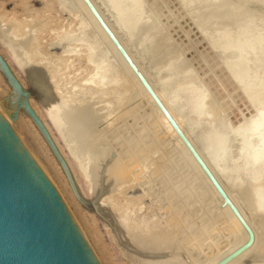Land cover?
Segmentation results:
<instances>
[{"label":"rangeland","instance_id":"1","mask_svg":"<svg viewBox=\"0 0 264 264\" xmlns=\"http://www.w3.org/2000/svg\"><path fill=\"white\" fill-rule=\"evenodd\" d=\"M182 1L185 3L188 0H185V1L184 0H180V1L178 0H170V1L169 0H136L139 6V9L141 10L140 18L142 21L140 22V24L136 26V31L138 30L139 26L142 24L140 29L141 30L143 29L142 30L143 32H140V37L139 35L136 36L135 38L136 41H134L136 42L135 43L136 45L134 44V42L133 44L139 51L138 48H140L139 46H142L141 43L142 44L147 43L145 45L143 44L142 46L144 48L146 46L148 47L146 49H143L144 53L143 52L141 53L142 55L144 54V56H141V57L143 60H145V66H146L145 68H147L149 73L151 71L153 73L156 71L155 74H157L159 69L160 70L162 69L160 67L164 68L170 62L172 63V60H174L173 61L175 63L174 67L176 68V66L177 67L179 66L178 68H176L177 70L178 69L184 70V71L186 70L192 75L191 83L197 86L198 89H201L205 93V95L207 96V100L209 99L210 105L211 106L213 105L212 106L213 109L215 107V109L217 110L216 111L214 109L215 113L217 112L216 117L213 116L211 118L209 117L206 120L205 119L203 120V122L205 123V128H204L205 131H203L204 133L202 132L199 135L200 137L202 136L201 138L200 137L199 138L201 140V143H203V148H204L203 152L204 154H207L209 150L213 148V145L215 144L214 147L217 148L216 149L217 154L215 158H216V162L218 163V165L222 169L224 168L223 170L227 172L232 171L230 173L235 174V177L238 179L240 178L239 179L240 181L242 179V181H246V183H249L247 188L244 187L243 190L246 193H248L247 196H251L253 192V191L251 192V190L254 188L253 185L256 184V179L259 180V178L255 176H251L253 175L252 173H250V176H248L249 175L247 173L248 165L245 166V164H247L246 159L255 152H261L263 148L259 142L252 140L250 141L245 151H240L241 147L239 143V137L235 136L234 132H236L242 126L243 122L253 119V117L256 114H258V112H261L262 114H264V100H263L264 95L262 96L261 99H258L256 104H254L252 107L250 101L247 102V100H249V98L252 99V96L253 95L255 96V93L252 91L249 92L250 90L248 91V89L245 88V86H248V85L247 84L245 85L243 81H241L242 78L239 77L240 79H238V77H236L235 75L233 76L232 73H230L231 71L227 72V70L228 69L230 70L229 64H238L236 63L235 60L230 61L229 59L233 57L232 55L234 54V52H236L235 49H237V47L242 48V46H244V42H242L243 43L242 45L240 39H242V41L245 39V38L243 39V37L246 36V33H249V28L250 30L252 29V31L254 30L256 32L260 31L259 37L264 46V32L262 33L261 31L264 28V0H216V1L207 0L210 3L207 2L206 0L204 1L199 0V3L200 1H203L201 3L204 5V8H201V7L199 8L200 5L201 6L203 5L198 4V1H195V0L193 1L190 0L186 2L185 3L186 5L184 3L180 4ZM214 1L215 3H217V5H215ZM177 2H180V3H177ZM218 2L219 3L222 2L223 6L220 3L222 8L219 7L220 4ZM207 3H209L208 4L209 6L206 7V9L208 10V12L210 11L209 13H212V17H210L211 14L209 16V13H207L208 15L207 17H205V19L206 18L208 20L210 18L211 19L209 20L210 22L207 21L206 19L208 23L204 24L203 23L204 19L202 18L203 17L202 15H206L204 11H206L205 6H207L206 5ZM44 4L45 2L43 0H40V1L38 0H0V18L2 19V20L0 19V32H3V31L5 32L6 29H8L6 31H11L12 27L13 29L17 28L18 30L17 33L19 37L20 35L23 36L22 38L20 37L18 39H21L24 42L28 41L26 37L29 38L30 36L32 37L34 35L37 36L38 38L40 37L39 39H41L40 41L42 43V46L40 48L41 58L43 59L42 63L49 65L48 67L51 70L54 69L58 73L57 77L60 78L62 81V82L60 81V83L64 84L65 88L69 90L71 86L78 85L82 79L86 78L89 75L90 69H88L85 66L83 61L79 63L78 62L72 63L68 61L67 63L68 67L66 69L63 68L64 63L62 61H60L59 59L57 61V58L59 56H64L62 54V48L65 49L66 43H63V42L65 40H68V33H70L69 29L70 28L73 29V25L68 26L69 21L67 19V16L64 15L65 13L63 14L59 12L60 10H59L58 4L55 5V7L53 6L51 7V5L47 6ZM60 9H61V6H60ZM106 10L108 14H111L110 16L115 20L116 19L115 18L116 15L114 14L115 10H114V13H111L113 10H111V12L108 11L110 10L109 8L108 9L106 8ZM189 10L190 12H188ZM200 10L201 11L203 10V11L201 12ZM213 10L214 12H212ZM203 12L205 14H203ZM217 12L218 14L220 13V15L223 14L225 19L226 17H230V18H227L226 20L222 19L223 16L218 15ZM230 13H234L233 14L234 17L230 15ZM213 14L214 15L217 14V16L219 17H217L216 15L214 16ZM235 17L238 18L236 19V21L240 20L239 22L237 21L239 26L241 24L240 22H242V25L244 27L242 29V35L238 34V32L241 31L242 25L240 27L237 26L238 24L235 23L234 21ZM193 18L194 19L197 18V20L196 19L194 20ZM198 18L200 19L202 18L203 20L201 19L202 21H199L200 19L198 20ZM232 18H234L233 19L234 23L233 22L232 23L235 26L229 24V21L230 19L232 20ZM146 20H147V23H146ZM216 21H219V22L217 23ZM225 21L228 22L229 26L227 23H224ZM200 22H202V24ZM247 23L250 27H248ZM147 24H148V27L144 29V25H147ZM195 24L198 25L197 29L199 30V32L196 29ZM199 24H201L202 26L201 25L199 26ZM203 24L205 26H203ZM236 26L239 27L240 30ZM228 27L229 28L232 27L231 29L235 27L236 28L233 30H230ZM246 28L248 29L246 30ZM227 29L229 30V32ZM237 29H238V32H237L238 35H236V33L234 32V30L237 31ZM209 30L213 31L211 32V34L214 33L215 37L217 36V34L219 36L221 35V39L219 36H217V38H213L214 36L212 37V35L211 37L208 36V34L210 35ZM204 31L205 32L208 31V33L205 34ZM230 31L231 32L233 31V33L231 34ZM244 31L246 33H243ZM200 33H203V34L201 35ZM234 33L236 36L240 38L237 39L235 38L236 36L233 37ZM157 34H159L161 38L160 37L158 38ZM228 34H230L231 36ZM27 35H30V36H27ZM62 35L63 36L66 35L64 36L65 39L64 37H60ZM141 35L146 40L148 39L149 40L144 42L145 39L143 40V38H141ZM150 35H152V37ZM200 35L202 37H200ZM154 36H155V39H154ZM222 36H226L227 39H230V41H228L226 38L224 40L225 43L226 42H229V43L227 44L223 43L222 38L224 39V37ZM138 37L141 38L140 39L141 41L138 39ZM208 37H210V39H208ZM230 37H233L234 39ZM150 38L154 39L152 40V42H154L155 40L156 41L152 43ZM231 39L234 41L235 45L234 44L232 45L233 42ZM56 40L61 44V46L55 45ZM209 40L210 41L212 40V41L210 42ZM237 40H240L239 44L241 43L240 45L242 46L237 44ZM209 42L212 43L214 46L212 44L211 46ZM220 44L221 45L223 44V46L225 44V46L227 47V48L225 47L226 50L228 49L227 45L229 44H231V46L235 48L232 47V49H230L231 47L230 46L229 47L230 50L225 51L224 47L221 46ZM236 44H237V47H236ZM46 45L48 46L47 48H45ZM208 46L210 47L208 48ZM215 46L217 48L220 47L221 51L219 50V48L218 49L215 48ZM237 50H239V48ZM221 52L222 54H220ZM231 52H233L232 55H231ZM54 58L56 60H54ZM232 62H235V63H232ZM108 63L112 64L111 61H108ZM115 64H117L118 68L121 70L120 63L119 62L117 63L115 61ZM158 66H160L159 69H158ZM154 69L156 70L154 71ZM241 71H243L246 77H248L246 73L247 67L245 66V64H241ZM152 72L151 74H153ZM164 73L165 72H160L158 73V75L160 77H163ZM228 73H230L231 75ZM155 74L153 75H154V78L156 79ZM235 74H238V73H235ZM158 75H156L157 78H158ZM235 79L237 80V82ZM232 80H233V83H232ZM238 80L239 82L241 81V84H244L245 86L244 85L242 86L240 83H238ZM24 83H26V81ZM125 88L127 90L129 89L128 90L129 92L127 95H125V99L122 104L123 107H121V109L118 110L119 113L117 112V114H120V117L118 118L119 115H116L117 117L115 116L116 119H114L115 120L114 123L111 124L112 126L110 124L109 126H107V122L105 123V121L107 120L105 121L102 120L108 117L107 109H111V105H112V100H110L111 98H105L103 99V101H100L101 103L97 102L95 98L91 100V102H89L90 101L89 100L87 101V104L90 103L91 105H89V107L88 106L85 107V112L83 110L84 121H88V122L91 121L90 122L91 125H89L90 123L86 122L89 125V128L92 126H95L94 128H90V131L93 130L92 131L93 133H97L95 134L97 135L96 141L100 142L99 148L97 149V154L95 152L96 156L99 157L100 154L103 153L102 151L103 149H104V152L110 155L106 157L107 156L106 153L102 154V155L105 154L106 156L104 155V157H106L107 159L105 158L103 161H101V163L105 162L106 164L104 163L105 165L99 166L102 168L101 170L102 172H100V174L106 171L105 174L107 175L109 174L110 175L109 178L111 177L110 179L109 178L107 179L108 181H106V179H103V178L100 180L98 177L97 178L95 177V173H94L91 180L95 182L96 181L95 178H96L97 182L99 181L98 182L99 184L95 183V187H94L96 188V190L97 188L99 190L96 191L97 193L95 192L96 196L93 199H91L92 202L89 200H82V198L80 199V201L83 202L85 206H82L81 203H78L75 197H74L75 200L73 201L72 199H70L71 197L69 196V194H64L63 185L59 182V178L57 174L55 173V169L50 164L51 162L49 161V153L46 151L45 147L42 146L41 141L39 140L37 135L33 132L31 126L28 123L26 124L21 123V120L19 119L15 123H11L10 126L13 131L16 130L18 134L20 133V136L23 139L24 143L25 144L27 143L26 146L30 149V151L33 152L34 155L36 153L35 156L36 158L38 157L37 160L39 161V163L43 165V168L50 175L52 181L57 185V187L61 190V192H63L66 198V201L69 203L68 206L70 210L72 211L76 221L79 223L80 228L83 230L84 235L86 236L85 240L86 239L88 240L86 242H88V245L92 247L91 249H93L94 251L93 254L95 253L96 256L99 258L100 262L97 260L99 264H215L222 257L226 256L231 251H233L234 249L242 245L243 242H245L243 240H246V235L244 234L243 231H241L242 229L240 226H239L240 228L236 227L237 228L236 229L235 225L231 223L230 221L231 215L229 216V214L231 213H229V211L226 210L227 209L226 207L224 208L227 211L225 213L223 208L216 206L215 203H217V205L218 204L221 205L222 203L221 199L219 200V197L214 198L215 201L211 199L212 197H210L209 193H207V190H205L207 188H204L206 186L203 185L204 183L202 179H200L196 175V173L193 172L194 170L190 165H185L186 162L184 164L183 162L184 158L178 153V150L175 148V146L173 145V142L168 138V136L162 131L159 132L158 134V131H157L158 129L155 124L154 115L151 114V117L147 118V122L151 124L150 126H152L151 127L152 130L150 126H148L149 124H147L149 128L146 126L149 131L140 127L141 126L140 124L142 123L146 124L145 120L147 116H145V114L147 115L148 108L147 109L144 108L147 106L145 105L144 100H142V97H140V95L136 93L139 89L135 87V85L132 88H129V86H125ZM23 89L29 93V98H28L30 102L29 105L31 104L36 110H38V108L40 107V104H39L40 98L37 92L34 91L32 87H29V85L27 86L25 85ZM122 90L123 89L121 88V92ZM8 94H9V88L5 84V81L0 77V98H5L6 96H8ZM244 94L245 95L247 94V95L245 96ZM245 97L248 99H245ZM179 99L177 101L178 104L183 102V100L180 99L182 101L181 102L179 101ZM108 103H111V105ZM139 104H141V106ZM133 107H135L136 109L137 108L139 109H137L136 111V109L133 110L134 109ZM3 108H6V106H3ZM95 108L96 110L97 108H99L98 109L99 111L97 112V114H95L96 113ZM138 111L140 112L138 113ZM103 116H105V118ZM130 116L131 117L133 116L134 118L136 117L135 118L136 120H134L133 117L130 118ZM123 117H124V120H123ZM127 117L130 120H128ZM142 117L143 118L145 117V119H143ZM85 118H87V120H85ZM205 121L208 123H206ZM125 124H128L129 126ZM126 127L129 128L130 131H128ZM139 127L141 128L140 130H143L142 132L139 131ZM146 131H148L149 133L154 132V131L156 132L155 134L153 133L154 135L152 137H150L152 134H149ZM208 132L209 134L210 133L211 134L209 135ZM134 134L137 135V139L140 136L141 142L142 140H144L145 142L143 141L142 143H138L139 140L135 141L136 138L134 136L136 135ZM205 134H207V136ZM143 136L146 139L148 137V140L143 138ZM131 137L133 141L132 139H130ZM103 138L106 140H104ZM153 138L155 139L158 138L157 139L158 142L156 143V140L154 139L155 142L153 140L154 143H152L151 139ZM119 139L123 143H120V141H118ZM221 139L224 143L223 148L220 147V143H219V140ZM206 140L208 141L206 142ZM134 141L137 142L139 146ZM148 141L149 143H147ZM106 142L107 144L105 145ZM131 142H134V143L132 144ZM130 144H132L133 146L136 144V146L138 147L137 148L135 146L133 147ZM149 144L155 145V146L152 147ZM144 145H147L148 152L147 150L144 151L145 149ZM108 146H110V148ZM132 147L136 149L140 147L142 151V153H140L139 149L138 150L134 149V152L135 150L136 152L139 151L137 154L136 152L134 153L135 157L137 158V161L134 155H132L133 154L131 151L133 150ZM105 149H107V151H105ZM162 149H164L163 151H165L166 155L162 154ZM109 150L110 152H108ZM129 152L132 153L131 156L134 157V161L136 162H133V160H131L133 158L130 156ZM126 153L127 155L129 154L130 157L127 156ZM109 160L111 161V164L108 163L110 162ZM248 160L249 159H247V161ZM112 162H114L113 164H114V170H115L113 174H112L113 168L111 169V171L109 169L110 167L109 165L111 166L113 165ZM115 167H117L119 170ZM244 171L247 175L244 173ZM115 173L119 175H115ZM113 175L117 176L118 178L117 182L120 179V181L122 182L124 180V183L122 184L121 182L122 185L119 186L120 183L116 182V177ZM129 175H130V178L128 177ZM235 177H233V179H236ZM126 178L128 179V181ZM131 178L133 179V181L131 180ZM111 179H113V181L115 180L114 181L115 184H113V181ZM125 179L127 182L125 181ZM195 179L197 180L199 179V180L197 181ZM103 180L106 181V185L105 183L102 184ZM200 180L202 183L200 182ZM237 180H236V183H237ZM102 185L103 186L105 185V186L103 187ZM108 188L111 191L112 190H115V191H112V193L110 191V193H108L109 191ZM111 188H114V189H111ZM107 193L108 195L110 194L109 196L113 197V201L117 207H119L120 209H124L128 212V215L132 220L139 221L142 219L143 221H152L155 223L154 226L156 228L153 226L154 227L153 231L149 230L147 232V236L145 237L147 241L145 240L144 244L146 245L148 250H146L144 255L139 254V253H134V255L137 256V257H134V256H131L132 253L128 254V252H131V251L126 249L125 247L123 248L122 247L119 248V246L116 247L117 244L116 242H114V238L116 239V237H113L115 236V234L112 231L113 229V226L111 223L112 221L109 220L107 216H104L105 219H102L103 217L102 214H101L102 217L101 216L99 217L100 214L99 215L97 214L98 215V218H97L96 212H95L96 210L91 211L92 209L89 210L91 206L89 207V205H86L90 203L93 204L94 200H96L95 198H98V197L100 198L102 194H105L107 197ZM67 210L70 214L69 209ZM227 213L228 215H226ZM222 214L223 215L225 214V215L223 216ZM252 214L250 213L249 215L251 216ZM253 215L251 216L252 218L250 217L248 218V219H251L252 221L246 220V222L248 221L247 224L249 225V221H250L251 224L249 225V227L251 228L252 231L255 229L257 232L261 228L260 229L261 232L259 231L260 232L259 234H262L263 236L264 235L263 233L264 220L262 221L260 218L258 219L257 216H253ZM222 217L223 218L229 217L228 220L230 222L226 220L227 218L226 219L224 218L225 220L222 223L221 222L223 219ZM258 221H260V224L258 223ZM104 222L111 223L110 224L111 226L109 224L107 225L105 224V225L106 226L109 225L112 229L108 226L107 228L109 229L107 230L106 226L105 227L103 226ZM229 223L233 226L232 227L229 226ZM253 223L255 224L254 225L255 227L253 226ZM158 226L160 230L159 229L157 230ZM256 226L258 230L256 229ZM258 226H260V228ZM103 228H106V230H103ZM232 229L234 230L236 229L237 233L239 231L238 229H241L240 230L241 235L239 233L236 234V231L233 232L234 230L231 231ZM202 230L204 234L208 233V238L203 237L204 234ZM150 231H152V233ZM110 232H113L114 235L112 233L110 234ZM228 232L229 233L233 232L234 234L233 233L229 234ZM256 232L254 233V235L258 237L259 240L258 239L255 240L254 238L255 241L251 246L253 250L250 247L251 250L248 249L247 251L242 253L240 256H238L239 258L234 259V262L231 261L228 264H244V263L245 264H264V236L260 237V235L258 236L257 235L258 233L256 234ZM148 233L151 235L149 236ZM145 238L143 237L140 239H145ZM96 239L99 242L96 241ZM151 239H154V240L152 241ZM193 245L195 246L192 247ZM177 248H179L178 251H177ZM128 255L131 258H129Z\"/></svg>","mask_w":264,"mask_h":264},{"label":"bare ground","instance_id":"2","mask_svg":"<svg viewBox=\"0 0 264 264\" xmlns=\"http://www.w3.org/2000/svg\"><path fill=\"white\" fill-rule=\"evenodd\" d=\"M38 1H40V0H38ZM43 1L45 2L44 5H47V6L51 5V7L52 6L55 7V5L58 4L59 5V10H60L59 12H61L63 14L65 13L64 15L67 16V19L69 21L68 26L73 25V29H71V28L69 29L70 33H68V40H65L64 42L62 41L63 43H66V45L64 44L65 45V49H63L61 47L62 48V54L64 56H59V57L57 56L58 57L57 61L59 59L60 61H62L64 63V67H63L64 69H66L68 67V65H67L68 61H70L72 63L73 62H78L79 63V62L83 61L85 66L88 69H90L89 75L86 78L82 79L79 82L78 85L71 86L70 89L67 90L65 88V85L60 83L61 79L57 77L58 73L54 69L51 70L48 67L49 65H47L45 63H42L43 59L41 58V49H40L41 46H42V43L40 41L41 39H39L40 37L38 38L35 35L31 37L30 35H27V36H30L29 37L30 39L28 37H26L28 41L24 42L21 39H18L20 37L22 38L23 36L20 35V37H19V35L17 33V31H18L17 28L13 29L12 26H11L12 27L11 31H6V30H8V29H6L5 32L4 31L0 32V34L2 33L0 35V56L2 57V59L4 60V62L8 66V68L10 69L12 75L20 83L22 88H24L25 85L26 86L29 85V87H32V89H34V91L37 92V94H38V96L40 98V101H39L40 102L39 103L40 107L38 108V110H36L31 104H30V107L33 110V112L35 113L36 117L42 123L43 127L45 128V130L47 131L48 135L50 136L54 146L56 147L60 157L62 158V160L66 164V167H67V169L69 171V174H70V177L72 179L74 188L76 190L77 196L79 195L80 198L79 197L76 198V196L72 192V190H71V188H70V186L68 184V181H67V179H66V177L64 175V172L62 171V168L57 163V161L54 159V157L51 154L50 150L48 149L46 143L42 139L40 133L34 127L32 122L28 118V116L23 111H21L19 116H18V119L21 120V123H23V124L28 123L31 126L33 132L37 135V137L41 141L42 146L45 147L46 151L49 153V161L51 162L50 164L54 167L55 173L57 174V176L59 178V182L63 185L64 194H69V196L71 197L70 199H72L74 201L75 198H76L78 203H81L82 206H85L84 203L80 201V199L82 198V200L91 201V199H93L96 196V193H97L96 191L99 190L98 188H97V190H96V188H94L95 187V183L99 182V181L97 182L96 178L98 177L100 180L103 178V179H106V181H108L107 179L110 176L109 174L108 175L105 174L106 171H104L103 173L100 174V172H102L101 171L102 168L99 167V166H102V165L106 164L105 162H104L105 164L101 163V161H103L106 157H108L110 155H108L106 152H104V149L103 150L101 149L103 151V153H106L107 156L104 154L106 156V157H104V155H102L103 153H101V152H100L101 154H100L99 157L96 156L97 149L99 148V143L100 142L96 141V136L97 135H95V134H97V133H93L92 132L93 130L90 131V128H94L95 126H92V127L89 128V125H91V123H90L91 121L90 122L84 121V118H83V116H84L83 114L85 112V107H87V106L89 107V105H91L90 103L87 104V101L90 100L89 102H91V100H93L95 98V100L97 102H100V101H103V99H105V98H111L110 100H112V105H111V103H108V104L111 105V109H107V112H108L107 116L108 117L105 118V116H103L105 119L101 118L103 121L107 120V121H105V123L107 122V126H109V124L111 125V124L114 123V121H115L114 119H116L115 118L116 115H119L118 118L120 117V114H117V112L119 113L118 110L121 109V107H123L122 104H123V101L125 99V95H127L128 92H129L128 91L129 89L127 90L125 88V86H129V88H132L135 85V87H137L139 89L138 91L136 90L137 91L136 93L139 94L140 97H142V100H144L145 105L147 106V107H144V108L145 109L148 108L147 109V111H148L147 115L144 112L145 116H147L146 120H145L146 124H143L142 121H141L142 124H140L141 125L140 127L143 128V129L148 130V128H149L148 126H150L151 124H149L147 122V118L151 117V114L154 115L155 124H156V127L158 129L157 130L158 134H159V132L162 131L163 133H165L168 136V138L173 142V145L175 146V148L178 150V153L184 158V160H183L184 164L186 162L185 165H190L193 168V170H194L193 172H195L196 175L200 179H202V181L204 183L203 185L206 186L204 188H207L205 190H207V193H209L210 197H212L211 199L214 200V198H218L219 196L217 195L215 190L212 188V186L210 185V183L208 182L206 177L203 175V173L201 172L199 167L196 165V163L195 162L193 163L194 160L189 155L188 151L184 148V146L182 145V143L180 142V140L176 136L175 132L172 130V128L170 127L168 122L165 120V118L162 116V114L155 107V105L153 104V102L150 99V97L145 93V91L139 85L138 81L135 79V77L133 76L131 71L128 69V67L126 66V64L124 63V61L122 60V58L120 57L118 52L116 51V49L113 47L111 42L108 40L106 35L103 33V31L101 30L99 25L96 23V21L93 19L91 14L88 12V10L86 9V7L82 3V1L81 0H43ZM90 1L94 5L96 10L98 11L100 16L103 18L105 23L108 25V27L110 28V30L112 31L114 36L120 42V44L122 45V47L124 48V50L126 51L128 56L130 57V59L136 65V67L138 68L139 72L144 76V78L146 79V81L148 82V84L150 85V87L152 88V90L154 91V93L156 94L158 99L160 100V102L163 104V106L168 111L170 116L173 118V120L176 122L178 127L184 133L186 138L190 141V143L192 144L194 149L197 151V153L200 155V157L202 158V160L204 161V163L206 164L208 169L211 171V173L214 175V177L216 178L218 183L221 185L222 189L225 191V193L228 196V198L230 199V201L237 208V210L239 211L240 215L243 217L245 222H246V220H251V219H248V218L249 217L252 218L251 216L253 214H254L253 216H257L258 219L260 218L263 221L264 220V114H262L261 112H258V114H256L253 117V119L243 122L242 126L236 132H234L235 136L239 137V143H240V147H241L240 151H245L247 149L250 141H252V140H255V141L259 142L260 145L263 148V150L261 152H255L252 155H250L247 158L249 160L247 161V159H246L247 164H245L246 162L244 163L245 166L248 165V167H247L248 169L246 168L248 170V171L246 170L247 173L249 174L248 176H250V173H252L253 175H251V176H255V177L259 178V180L256 179V184L253 185L254 188L251 190V192L253 191L252 195L250 194L252 196L251 197V196H247L248 193H246L243 190L244 187L247 188L249 183H246V181H242V179L240 181L239 180L240 178L238 179V178L235 177V174L230 173L232 171H228L227 172V171L223 170L224 168L222 169L218 165V163L216 162V158H215L216 154H217V151H216L217 148L214 147L215 144L213 145V148H211V149L209 148L210 150L207 149V150H209V152L207 154H204V152H203V149H204L203 148V143H201V140H200V138L202 136L201 137L199 136L203 131H205L204 130L205 123L203 122V120L204 119L206 120L207 118H209V117L211 118L213 116L216 117L217 112L215 113V111H214L215 107L213 109V107H212L213 105L212 106L210 105L209 99L207 100V96L205 95V93L201 89H198L197 86H195V85H193L191 83L192 75L189 72H187L186 70H185L186 72L184 70H179V69L177 70L176 68H178L179 66L178 67L176 66V68L174 67L175 66V63L173 62L174 60H172V63L170 62L169 64H167V62H166L167 65L164 68L158 66V69H159V67L162 68V69L161 70L159 69V71L157 70L158 71L157 74H155V72H156L155 70L156 69H154V71H155L154 73L151 71L153 74H155L156 79L154 78V75L151 74V72L149 73L147 68H145L146 67L145 66V60H143L142 57H141V56H144V54L142 55L141 52H143V49H146L148 46H146L144 48V47H142L144 43L143 44L141 43L142 46H139L140 47V48H138L139 51L134 46V44L136 43V42H134V41H136V39H135L136 36L139 35V37H140V32H143L142 31L143 29L142 30L140 29L142 24L139 26L138 30L136 31V26L138 24H140V22H142L141 18H140V16H141L140 11L141 10L139 9V6H138L136 0H90ZM178 1H180V0H178ZM188 1H190V0H188ZM188 1H186V2H188ZM195 1H198V4H202L201 2H203L204 0L200 1V3H199V0H195ZM209 1H207V2H209ZM215 1H214V3H215ZM177 3H180V2H177ZM183 3L184 2L182 1L180 4H183ZM209 3H207L206 4L207 6H205V10L207 12L206 11H204V12L206 13V15H202L203 16L202 18L204 19V22H203L204 24L208 23L207 21H209L211 19L210 18L208 20L206 18L207 21L205 19V17H207V15H208L207 13L210 12V11L208 12V10L206 9V7L209 6L208 5ZM220 3L222 4V2H220ZM221 4L219 5V7L222 8L223 4H222V6H221ZM215 5H217V3H215ZM60 6H61L62 10L60 9ZM200 7L204 8V5L203 6L200 5L199 8ZM106 8L107 9L109 8L110 10H108V11H110V12H111V10H113L111 13H114V10H115L114 14L116 16L115 15L114 16H115V18H116L115 20L117 22L110 16L111 14H108ZM188 12H190V10ZM204 12H203V14H205ZM212 12H214V10ZM210 14H211V16H210ZM217 14H218V12H217ZM217 14H215V15L217 16ZM233 14L234 13H230V15H232V16H233ZM169 15H171V14H169ZM218 15H220V13ZM221 15L223 16V14H221ZM192 16H193V14H192ZM209 16L212 17V13H209ZM209 16H208V18H209ZM235 16H236V14H235ZM217 17H219V16H217ZM227 18H230V17H226V19ZM195 19L197 20V18H195ZM199 19L200 18H198V20ZM201 19L199 21L203 20V19L202 20ZM222 19H225V17L223 16ZM233 19L234 18H232V20L230 19V21L227 20V21H229L230 25H234L233 24L234 23ZM236 19H238V18L235 17V19H234L235 23H237V21H238V20L236 21ZM219 20H221V19H219ZM216 22L218 23L219 21H216ZM146 23H147V20H146ZM200 23L202 24V22H200ZM224 23L228 24V22H226V21ZM240 23H241L240 24V26H241L242 22H240ZM248 23H247V25H248ZM201 24H199V26ZM204 24H203V26H205ZM229 24H228V26H229ZM245 24H246V22H245ZM197 26L198 25H196V29H197ZM237 26H239V24ZM244 26H246V25H244ZM14 27H16V26H14ZM146 27H148V24L144 25V29ZM239 27H237V28L240 30ZM248 27H250V26L248 25ZM217 28H218V26H217ZM231 28L232 27H230L229 29L230 30L235 29V28H233V29H231ZM243 28L244 27L242 25V28H241V31H240L241 33L238 32V29H237V31L234 30L236 35H238V34L242 35V29ZM201 29H202V27H201ZM247 29L248 28H246V30ZM150 30H149V32H150ZM202 31H203V29H202ZM205 31H204L205 34L208 33V31L207 32H205ZM209 31H210L209 32L210 35L208 34V36L211 37V35H212V37H213L215 34L214 33L211 34V32H213L212 30H209ZM261 31L263 33L264 32V28ZM198 32H199V30H198ZM219 32H220V30H219ZM228 32H229V30H228ZM237 32H238V34H237ZM232 33H233V31L231 32V34ZM235 33H234L233 37L236 36ZM243 33H246V32L244 31ZM145 34H147V33H145ZM200 34L202 35L203 33H200ZM225 34H226V32H225ZM259 34H260V31L259 32L258 31L256 32L255 30L252 31V29L250 30V28H249V33H246L245 37L241 36V37H243V39L245 38L244 39L245 41L244 40L242 41V39H240L241 43L244 42V46H242L243 43H242V45H240L241 43L239 44L240 40H237V44L242 46V48L237 47V44H236V47H237V49L239 48V50L235 49L236 52H234L233 55H232L233 52H231V55L233 57L231 59H229V60L230 61H234L235 60L236 63H238V64H229L230 65L229 66L230 70L229 69L227 70V72L231 71L230 73H232L233 76L235 75L236 77H238V79L242 78L241 81H243V83L245 85L247 84L248 86H245L244 84H241V81L239 82V80H238V83H240L242 86L244 85L245 88L248 89V91L250 90L249 92L252 91V92L255 93V96L253 95L254 97L252 96V99L249 98V100H247V102L250 101L252 107H253L254 104H256L258 99H261L262 96L264 95V91H263L264 90V88H263V86H264V46H263V43L261 42ZM147 35H149V34H147ZM157 35H158V38H159L160 37L159 34H157ZM201 35H200V37H202ZM222 35H223V33H222ZM228 35H230V34H228ZM64 36H66V35H64ZM64 36L62 35L60 37H64ZM150 36L152 37V35H150ZM217 36H219V35L217 34ZM217 36L216 37L214 36L213 38H217ZM69 37H70V39H69ZM139 37H138L139 40L141 38H143L142 35H141V38H139ZM205 37H206V35H205ZM210 37H208V39H210ZM219 37L221 39V35ZM222 37H224V39L222 38V41H223V43H225L224 40H225V38L227 39V37L226 36H222ZM233 37H230V38L234 39ZM235 38L238 39L240 37L236 36ZM64 39H65V37H64ZM144 39L145 38H143V40ZM154 39H155V36H154ZM154 39L152 38L151 42ZM148 40L145 39L144 42H146ZM227 40L230 41V39H227ZM133 42H134V44H133ZM154 42H152V43H154ZM232 42L231 43L233 45L234 41L232 40ZM148 43H150V42H148ZM219 43H221V42H219ZM227 43H229V42H226L225 44H227ZM145 44H147V43H145ZM211 44L212 43H210V45ZM225 44H224V46H223V44L222 45L220 44L221 46L224 47L225 51H229L230 49H232L233 46H231V44H229V45H227L228 49L226 50L227 47L225 46ZM55 45L61 46V44L57 40H56ZM155 45H153V46H155ZM163 45H165V44H163ZM47 47L48 46L46 45L45 48H47ZM137 47H138V45H137ZM209 47L210 46H208V48ZM223 47H221V48H223ZM229 47H230V49H229ZM215 48H217V47L215 46ZM218 48L220 50V47H218ZM233 48H235V47H233ZM220 54H222V52ZM39 57H40V59H39ZM55 58H54V60H56ZM108 61H111L112 64H109ZM115 61L117 63L118 62L120 63L121 70L118 68V65L115 64ZM232 63H235V62H232ZM241 64H245V66L247 67L246 73H247V76L250 77V78L246 77L245 73L243 71H241ZM163 65H165V64H163ZM261 69H263V70H261ZM160 72H165L166 75L164 73L163 77H160L158 75V73H160ZM230 73H228V74H230ZM235 73H238V74H235ZM156 75H158V78H157ZM0 77L3 79L1 74H0ZM23 80H24V82L26 81L27 84L24 83ZM236 82H237V80H236ZM232 83H233V80H232ZM248 83H250V84H248ZM121 88L123 89L122 92H121ZM238 90H240V89H238ZM240 96H242V95H240ZM14 98H15L14 94L11 92L10 89H9L8 96H6L5 98H0V115L10 124H11V122L9 121V117L8 116H9V111L13 107ZM179 98L181 100H183V102ZM243 98H244V96H243ZM178 99L182 103L178 104L177 103ZM245 99H248V98L245 97ZM28 102H29V100H28ZM141 103H143V102H141ZM85 104H87V105H85ZM139 105L141 106V104H139ZM3 106H6V108H3ZM133 108H134L133 110L136 109L135 107H133ZM98 109L99 108H97V110H96V108H95V112L96 113L94 111L93 112L95 114H97V112L99 111ZM137 109H139V108H137ZM137 109H136V111H137ZM83 110H84V112H83ZM139 112L140 111H138V113ZM134 114H136V113H134ZM132 117L130 116V118H132ZM135 118H134V120H136ZM143 119H145V117ZM85 120H87V118H85ZM123 120H124V117H123ZM128 120H130V119L128 118ZM140 120H142V119H140ZM86 122H88L90 124L88 125ZM132 122H134V121H132ZM206 123H208V122H206ZM147 124H149V125L147 126ZM125 125H128V124H125ZM140 127H139V131L142 132L143 130H140L141 129ZM151 127L152 126H150V128ZM88 129H89V131H88ZM100 129H102V128H100ZM127 129H128V131H130L129 128H127ZM151 130H152V128H151ZM148 131H146V132H148ZM155 132L156 131L150 132V133L148 132V133L152 134L150 136V137H152L155 134ZM14 133L17 136V138L20 141V143L22 144V146L26 149V151L29 153V155L32 157V159L35 161V163L38 165V167L44 172V175L47 176L49 178V180L52 182V185L56 188V191L60 195V197L62 199V202H64V205H66L65 206V207H67L66 209H69L72 219H74L75 224L78 226L80 232L82 233V235H83V237L85 239L86 236L84 235L83 230L80 228L79 223L76 221L72 211L70 210V208L68 206L69 203L66 201V198H65L63 192H61V190L57 187V185L52 181L50 175L43 168V165H41L39 163V161L37 160L38 157L36 158V156H35L36 153L34 155L33 152L30 151V149L26 146L27 143L26 144L24 143L23 139L20 136V133L18 134L16 132V130L14 131ZM135 133H136V131H135ZM208 134H209V132H208ZM106 135H107V133H106ZM134 135H136V134H134ZM205 135L207 136V134H205ZM98 136H99V134H98ZM156 136H157V134H156ZM132 137L130 139H132ZM134 137L136 138L135 141L139 140L138 143H142L144 141V140H142V142H141L140 136H139L138 139H137V135L134 136ZM143 138H145V137L143 136ZM155 138L151 139L152 143H154L155 140H156V143L158 142V140H157L158 138L157 139H155ZM97 139H98V137H97ZM122 139H123V137H122ZM104 140H106V139H104ZM146 140H148V137H147ZM153 140H154V142H153ZM99 141H101V140H99ZM118 141H120V143H123V142H121L120 139ZM132 141H133V139H132ZM207 141L208 140H206V142ZM114 142H115V140H114ZM134 142H131V143L133 144ZM111 143H112V141H111ZM135 143L138 144L137 142H135ZM147 143H149V141ZM210 143H212V142H210ZM219 143H220V147L223 148L224 147V143H223L222 139L219 140ZM106 144H107V142L105 143V145ZM132 144H130V145L133 146ZM136 144L134 146L137 148L139 146V144H138V146H136ZM151 144H149V145L152 146V147L155 146V145H151ZM131 146H130V148H131ZM144 146H145L144 151H146L148 149L147 145H144ZM150 146H148V147H150ZM108 147L110 148V146H108ZM211 147H212V145H211ZM136 148H133V150H131L133 154L129 152L130 156L132 154L135 157L134 153L138 149L140 150V153H142L140 147L138 149H136ZM134 149H136L135 152H134ZM110 150L108 152H110ZM163 150L164 149H162V154H165V151H163ZM105 151H107V149H105ZM95 152H96V154H95ZM138 152L139 151H137L136 154ZM147 152H148V150H147ZM127 153H126V155H127ZM129 154L127 156H129ZM145 154H147V153H145ZM131 157L133 159H131V158L130 159L133 160V162L137 161L136 157H135L136 161H134V157L133 156H131ZM128 160H129V158H128ZM108 163L111 164V161L108 162ZM113 163L114 162H112V164ZM109 166L111 167V168L109 167L110 171L113 168L112 169L113 170L112 174H113L115 172L114 164L112 165L113 167L111 165H109ZM115 168H117V167H115ZM244 168H243V170H244ZM106 169H108V168H106ZM236 171H235V173H236ZM94 173H95V177H96L95 178V180H96L95 182H93L91 180L93 175H94ZM244 173H245V171H244ZM103 174L106 175V176H104ZM115 175H119V174L115 173ZM115 175H113V176H115ZM115 177H116V182H117L118 178H117V176H115ZM128 177L130 178V175ZM233 177H235L236 179H233ZM126 179H125V181H126ZM111 180L113 181V179H111ZM131 180L133 181L132 178H131ZM195 180H197V179H195ZM236 180H237V183H236ZM106 181L103 180L102 184L105 183V185H106ZM114 181H113V184H115ZM127 181H128V179H127ZM121 182L122 181H120V179H119V181L117 182V183H120L119 186H121L124 183V180H123L122 184H121ZM126 182H125V184H126ZM200 182H201V180H200ZM97 186H99V185H97ZM111 189H114V188H111ZM108 190H109V188H108ZM110 191L111 190H109L108 193H110ZM112 191H115V190H112ZM112 191H111V193H112ZM108 193H107V197L105 195L106 193L102 194L100 198L99 197L95 198L96 200H94L93 204L90 203V204H86V205H89V207L91 206V208L88 207L89 210L90 209H92L91 211H93V210L95 211L96 210L95 212H96L97 218H98L99 214H100L99 217L102 214L103 217L107 216L108 219L112 221L111 223H112L113 229L110 227L111 226L110 225L111 223H109L110 221L107 222V223L104 222L103 226L105 227L107 224L110 225V226L109 225L108 226L112 229V231L115 234V236H113V237H116V239L114 238V242H116V244H117L116 247L117 246H119V248L120 247H122V248L125 247L126 249L131 251V252H128V254L132 253L131 256H134V257H137V256L134 255V253H139V254H143L144 255L146 250H148L146 245L144 244L145 243L144 241L146 240L145 237L147 236V232L149 230L153 231V228L155 227L154 226L155 223L152 222V221H143L142 219L139 220V221L132 220L129 217L128 212L126 210L120 209L119 207L116 206V204L113 201V197L109 196L110 194L108 195ZM219 200H220V197H219ZM215 204H216V206H219L220 208H223L225 213L227 212L226 210L229 211V209L227 207H226L227 209L225 210L224 209L225 207L221 206L222 203H221V205L220 204L217 205V203H215ZM95 212H94V214H95ZM229 213H231V212L229 211ZM250 213L251 214L253 213V214L250 216L249 215ZM226 215H228V213ZM230 215H231V219H230L231 223H233V225H235V228L239 227L240 224L238 223L236 218L232 215V213L229 214V216ZM103 217H102V219H105V217L104 218ZM224 218L225 219L227 218L226 220L228 222H230L228 220L229 217H224ZM224 218L221 221L222 223L225 220ZM258 223L260 224V221H258ZM250 224L251 223L249 221V225ZM158 225H159V223H158ZM233 225H231L229 223V226L232 227ZM254 225L255 224L253 223V226ZM256 225H258V224H256ZM108 226H106V228ZM151 227H152V229H151ZM258 227L260 228V226H258ZM106 228H103V230H106ZM108 229L109 228H107V230ZM158 229L160 230L159 226L157 227V230ZM236 229L235 230L232 229L231 231L234 230L233 232H235ZM241 229H238L239 230L238 231L239 234H240V230ZM256 229L258 230L257 226H256ZM260 229L257 232L254 229L252 231L253 234L256 232V234L258 233L257 235L258 236L260 235V237H261L262 234H259L261 232ZM152 231H150V232L152 233ZM241 231H243V229ZM113 232H110V234L111 233L113 234ZM202 232H203V230H202ZM233 232H230V233H233ZM149 233H148V235L150 236L151 234H149ZM238 233L236 231V234H238ZM263 233H264V230H263ZM203 234H204V232H203ZM143 237L145 239H140V238H143ZM203 237L208 238V233H205ZM254 238H255V240L258 239V237H256V236ZM151 240L153 241L154 239H151ZM86 241H88V240L86 239ZM96 241H98V240L96 239ZM243 241H246V240H243ZM98 242H97V244H98ZM194 246L195 245H193L192 247H194ZM90 248H92V247H90ZM126 249H124V250H126ZM178 249L179 248H177V251H178ZM251 249L253 250L252 247H251ZM251 249L249 248V250H251ZM91 250H92V252H94L93 249H91ZM128 250H126V251H128ZM167 250H169V249H167ZM94 255L97 258V260L99 261V258L96 256L95 253H94ZM128 257H129V255H128ZM129 258H131V257H129ZM237 258H239V257H237ZM135 261H136V259H135ZM135 261H133V262H135ZM232 261L234 262V260H232ZM258 263H260V262H258Z\"/></svg>","mask_w":264,"mask_h":264},{"label":"water","instance_id":"3","mask_svg":"<svg viewBox=\"0 0 264 264\" xmlns=\"http://www.w3.org/2000/svg\"><path fill=\"white\" fill-rule=\"evenodd\" d=\"M116 49L139 85L168 122L212 188L236 218L246 241L215 264H228L254 242V234L190 141L160 102L144 76L90 0H81ZM0 74L14 94L9 121L15 123L23 111L40 133L68 184L78 198L66 164L50 136L32 111L29 93L22 88L0 56ZM0 264H99L57 191L26 149L10 123L0 115Z\"/></svg>","mask_w":264,"mask_h":264}]
</instances>
